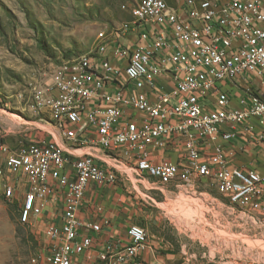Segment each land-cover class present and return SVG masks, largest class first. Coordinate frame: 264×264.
<instances>
[{"label":"built area","instance_id":"obj_1","mask_svg":"<svg viewBox=\"0 0 264 264\" xmlns=\"http://www.w3.org/2000/svg\"><path fill=\"white\" fill-rule=\"evenodd\" d=\"M122 7L131 20L102 32L90 56L58 64L30 82L32 106L47 135L18 148L0 145V186L6 199L19 202L22 222L37 220L49 196H63L60 225L43 226L54 244L43 263L32 258L35 264H72L90 246V236H79V229L101 226L78 218L85 187L117 184L126 174L121 166L160 185L207 178L243 219L264 228V173L229 167L218 145L208 155L200 149L202 142L232 136L221 132L223 124L264 114L257 92L249 93L247 107L237 109L218 86L244 72L263 73L264 0H137ZM131 31L142 44L117 42ZM163 76L173 80V88L157 90L151 99L145 88L155 92ZM108 80L121 83L114 93ZM128 84L132 88L124 93ZM53 108L62 109V117L47 122L45 110L53 114ZM170 135L181 136L187 161L154 163L149 147L162 145ZM80 148L86 150L74 152ZM97 148L107 157L97 156ZM127 235L128 244L113 251L108 245L100 254L102 264L128 262L146 246L142 225H129Z\"/></svg>","mask_w":264,"mask_h":264},{"label":"rangeland","instance_id":"obj_2","mask_svg":"<svg viewBox=\"0 0 264 264\" xmlns=\"http://www.w3.org/2000/svg\"><path fill=\"white\" fill-rule=\"evenodd\" d=\"M136 1L0 0V145L18 148L47 135L32 106L30 82L58 64H76L99 43L102 32L131 20L122 6ZM134 188L140 191V203L152 208L151 196L158 200L163 196L160 188L172 194L168 191L177 185L146 178ZM222 197L212 208L197 199L199 204L185 205L186 211L176 213L192 225L181 228L183 242L173 249L193 258L210 253L220 264H264V228L247 222ZM177 204L167 201L160 206L168 212ZM19 212V202L6 199L0 186V264H35L34 257L43 263L50 248L41 220L24 223ZM166 231L175 238L176 229Z\"/></svg>","mask_w":264,"mask_h":264},{"label":"crops","instance_id":"obj_3","mask_svg":"<svg viewBox=\"0 0 264 264\" xmlns=\"http://www.w3.org/2000/svg\"><path fill=\"white\" fill-rule=\"evenodd\" d=\"M151 28L156 29L157 26H151ZM117 40V42L124 45L143 43L137 31L118 36ZM113 61L115 62L116 58H113ZM162 79L159 80L155 92H149V88H145L151 99H154L157 90L168 92L173 88V80H169L168 76H163ZM107 82L109 83L108 90L111 93H114L121 85L117 80H108L106 84ZM218 86L220 90L227 93L229 105L233 108L241 109L250 104L249 93L252 91L257 92L261 99L264 100V71L262 74L244 72L232 80H222L218 83ZM131 88L132 86L128 84L123 89L124 93H128ZM199 100L209 107L213 106L211 100L207 102L205 98H199ZM225 131L232 133L229 139L217 136L213 141L202 142L200 144L202 152L208 155L211 153L213 146L218 145L222 149L226 164L229 167L242 170L255 169L260 173H264V114L261 117H248L239 123H225L221 126V132ZM182 142L181 136H166L162 139V145L149 147V157L154 163L162 160L185 163L187 159ZM85 150L86 148H80L74 152L80 153ZM94 152L99 157H107L99 148L94 149ZM100 164L103 165L102 162ZM121 168L125 169L126 174L121 173L117 184L89 182L86 185L82 202L77 211L78 218L82 222L98 223L101 229L99 231L84 227L79 229V236H90L91 244L82 253L74 256L72 264H102L99 256L106 251L108 245L112 247L113 251L129 243L127 228L133 223L140 224L145 228L148 233L147 244L138 252L134 259L114 264L222 263L216 260L214 256H211L210 253H203L198 258H193L190 254L182 256L179 251L173 249L174 246H179L183 242L180 239L181 228L192 225L187 220H183L181 215L177 216L176 213L182 212V210L186 211L185 205L193 207L197 199L211 208L215 204L222 203V196L223 200H225V196L211 186L207 178L194 179L188 184L177 185V189L168 191L172 192V194H167L164 192V188H160L159 190L163 196L160 195L161 197L158 200L148 196L147 193L141 192V194L153 200L151 208L140 203L138 195L140 191L134 188V185L137 186L138 180L142 179H138L131 169L123 166ZM132 178H134V182ZM47 200L42 213L38 217L41 220V226L43 227L49 222L60 225L63 206L62 193L53 194ZM167 201H176L178 204L174 210L167 212L165 208L160 206V204L165 206ZM200 202L197 203L199 204ZM223 204L226 205L225 203ZM228 206L230 207V205ZM106 220L109 221L108 224L104 223ZM168 228L176 229L174 234L175 238L178 237L177 239H172L168 236L166 231ZM184 234L187 236L186 232ZM46 242L49 247L54 244V241L49 239H46Z\"/></svg>","mask_w":264,"mask_h":264},{"label":"bare ground","instance_id":"obj_4","mask_svg":"<svg viewBox=\"0 0 264 264\" xmlns=\"http://www.w3.org/2000/svg\"><path fill=\"white\" fill-rule=\"evenodd\" d=\"M92 52H94V49L91 50L90 52L86 53V54L80 55L78 57V59H81L82 56H90V54ZM76 64H77V62H76ZM29 91H30V89H29ZM30 95H31V99H32V102H33V94L31 92H30ZM35 112L37 113V115L39 117V112L38 111H35ZM45 116L47 117V119H46L47 122H58V118L62 117V109L53 108V114H52V110H45Z\"/></svg>","mask_w":264,"mask_h":264}]
</instances>
